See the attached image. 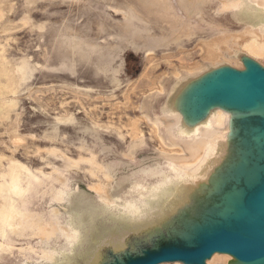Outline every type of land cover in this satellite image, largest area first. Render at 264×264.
Segmentation results:
<instances>
[{"label":"bare ground","instance_id":"1","mask_svg":"<svg viewBox=\"0 0 264 264\" xmlns=\"http://www.w3.org/2000/svg\"><path fill=\"white\" fill-rule=\"evenodd\" d=\"M110 10L127 17L121 8ZM162 11V23L181 20L185 24L177 35L178 26L172 25L160 38L135 46L146 60L136 79L122 80L119 64L109 66V70L118 71L104 92L60 84L61 89H70L78 97L95 100L104 96L109 101L122 90L124 102L115 103L114 109L127 104L141 111L126 119L121 114L115 118L112 112L104 123L98 120L97 106L90 110L82 106L91 122L85 130L113 133L123 145L124 157L101 164L91 145L80 148L87 156L77 160L61 157L63 165L57 168L58 174L39 184L43 186L39 201L49 196L46 211L18 210L14 200L19 184H1L0 235L10 236L12 242L0 243L2 255L11 254L23 238H37L29 251L19 249L18 264H84L80 255L95 241H111L106 254L116 255L120 249L114 247L113 238L119 230L125 239L121 245L128 254L143 256L146 250L158 251L166 241L189 242L194 232L214 224L231 225L242 217L251 220L248 196L264 185V100L259 98L251 106L218 102L207 108L202 118H194L186 112L185 98L189 88L214 69L230 65L247 71L241 54L264 65V0H163ZM198 21L211 30L209 34L202 30L207 39L199 43L208 48L203 60L207 63L186 64L182 59L172 79L163 81L164 71L153 78L159 52L169 66H174L171 59L176 55L188 56L183 48L177 52L173 48L201 30ZM1 69L0 121H8L17 103L12 98L18 94L24 76L16 67L5 65ZM65 112L61 121L70 114ZM143 121L148 134L142 130ZM14 141L17 150L21 136ZM150 143L154 151L148 149ZM53 150L46 149L45 156L57 152ZM2 157L0 170L4 161H12L13 169L20 165L17 159ZM81 171L89 175L92 184L86 183ZM74 172L80 173L66 177ZM207 264H264V257L243 261L228 252H215Z\"/></svg>","mask_w":264,"mask_h":264},{"label":"rangeland","instance_id":"2","mask_svg":"<svg viewBox=\"0 0 264 264\" xmlns=\"http://www.w3.org/2000/svg\"><path fill=\"white\" fill-rule=\"evenodd\" d=\"M162 6L163 0H0V7L3 9V16L0 18V74L1 67L7 65L18 68L24 76L22 85L17 88L18 94L12 98L17 103L10 119L0 121V158L4 156L11 160L17 159L20 163L13 169V164L10 166L12 161H4V169L0 170V185L14 187L13 183L19 184L18 189L15 187L18 194L14 200L18 210L46 211L49 196L44 201H39V191L43 187L41 185L58 174L57 168L63 165L62 158L77 160L87 156L88 154L80 151L84 145L93 147L96 161L101 164L114 163L124 157L123 145L113 133L96 134L92 130H85L91 122L88 121L84 108L90 110L97 106L98 120L104 123H107L112 112L115 118L121 114L126 119L140 115L141 111L127 104L120 105L118 110L114 109L117 107L115 103L124 102L122 90L117 91L115 100L111 98L108 101L106 99L109 98L104 96L95 100L78 97L70 89H61L60 84L104 92L110 86L111 77L118 71L109 70V66L116 68L119 64L122 65V80L136 79L143 71L146 60L142 52L135 51V46L142 47L147 41L160 38L171 30L172 25L178 26L174 33L177 35L185 24L181 20H172L170 24L162 23L165 21ZM111 7L125 10L127 17L114 15ZM25 21L31 23L25 24ZM198 25L201 29L198 30L199 33L185 37L182 43L173 48L176 52L183 48L188 54L176 55L171 59L174 66H169L160 59L162 52L157 54L159 60L152 74L153 78L161 76L164 71L161 79H172L175 76L174 70L180 69L182 59L187 60L186 64L207 63L203 60L208 48L199 43L207 39L205 33L209 34L211 30L203 27L200 21ZM241 57L247 71H237L230 65H225L214 69L189 88L185 98L188 115L202 118L207 108L218 102L251 106L259 98L264 100V65L243 54ZM35 88L42 92H37ZM65 110L70 114L61 121L60 115H65ZM73 116L76 118H72ZM145 124L146 121H143L142 130L148 134L149 129ZM13 136H21V144L17 150ZM46 149L57 152L45 156ZM148 149L154 151V145L150 143ZM79 173H70L66 177ZM80 175L87 184H92L88 174L81 171ZM34 177H38L40 181H36L39 179ZM249 208L253 216L261 221L260 224L254 225L246 218L231 225L214 224L194 232L189 242L166 241L158 251L149 249L142 253L143 256L128 254L127 248L121 245L125 241L124 236L117 230L118 236L113 238V245L120 251L116 255L106 254L111 241H95L81 253L80 259L84 264H207V260L215 252L199 259L162 257L192 253L230 234L240 233L264 240V185L259 187L255 195L249 196ZM9 239L10 236L0 235L1 244L12 243ZM36 242L37 238H23L22 242L15 245L11 254L0 253V264H18L19 249L29 251L36 246Z\"/></svg>","mask_w":264,"mask_h":264},{"label":"water","instance_id":"3","mask_svg":"<svg viewBox=\"0 0 264 264\" xmlns=\"http://www.w3.org/2000/svg\"><path fill=\"white\" fill-rule=\"evenodd\" d=\"M259 187L257 188V190ZM256 190V192H257ZM255 193H250V195H255ZM249 195V196H250ZM249 196H248V207H249ZM250 210V208H249ZM251 212V220L246 217V220L251 222L254 225L260 224L261 221L257 220ZM241 220V219H240ZM255 220V221H254ZM214 252H228L233 253L236 257L243 261H254L264 257V240L251 237L250 235L243 234H230L226 235L220 240L214 241L199 250H196L192 253L187 254H170L163 259H199L205 255L214 253Z\"/></svg>","mask_w":264,"mask_h":264}]
</instances>
